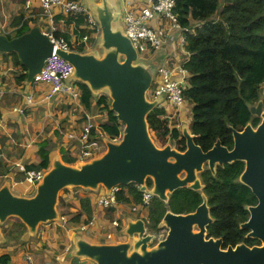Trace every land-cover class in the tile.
<instances>
[{
    "label": "water",
    "instance_id": "95a60500",
    "mask_svg": "<svg viewBox=\"0 0 264 264\" xmlns=\"http://www.w3.org/2000/svg\"><path fill=\"white\" fill-rule=\"evenodd\" d=\"M92 13L101 30V56L93 52L56 49L73 66V77L86 83L97 94L107 89L110 108L123 124L118 142L105 139L106 151L79 165L65 163L61 157L50 161L42 179L35 183L31 196L14 194L8 183L0 187V242L4 240L1 226L10 217L18 218L26 231L21 239L36 232L40 223L58 218L59 192L67 187L105 191L112 187L135 183L139 190H150L162 201L180 187L202 190L199 173L206 165L215 173L217 166L243 161L239 181L248 186L257 203L248 206L249 217L240 224L249 229L247 236L257 238L259 245L239 243L225 249L221 238L207 237L206 228L213 222L207 197L188 213L165 212L159 226L167 232L157 237L148 231L142 218L128 220L123 232L128 239L115 243H92L79 235L73 236L72 254L88 258L95 264H264V110L263 100L249 106L250 113L260 118L241 130L232 126L233 146L226 147L219 139L203 150L186 128L181 136L185 149L170 143L158 146L150 133L147 115L158 107L161 99H149L155 67L137 57L130 39L116 26L111 0H101ZM53 51V43L38 25L12 37L0 33V52H15L26 68V82L40 72L44 60ZM152 184L147 186V179Z\"/></svg>",
    "mask_w": 264,
    "mask_h": 264
},
{
    "label": "trees",
    "instance_id": "16d2710c",
    "mask_svg": "<svg viewBox=\"0 0 264 264\" xmlns=\"http://www.w3.org/2000/svg\"><path fill=\"white\" fill-rule=\"evenodd\" d=\"M173 12L183 27L194 26V31L186 34V49L191 52L184 66L189 71L188 84L183 90L185 100L190 104V130L194 141L203 150L209 149L216 139L228 148L233 145L232 131L229 126L241 130L246 123L256 125L260 118L250 113L249 106L261 99L264 83V0H174ZM23 16L15 18L20 23ZM59 17H56L57 19ZM74 21L80 37L86 29L80 16L68 17ZM29 30L27 21L17 29L15 35ZM63 35L55 32V35ZM72 48V47H71ZM78 51H84L83 44L77 45ZM10 55L14 66L21 69L16 77L18 82H25L27 73L15 52L2 53ZM80 89V100L85 110L91 108L92 99L96 97L106 111V120L98 124L100 131L113 138L122 133L123 124L118 121L110 108L107 94L97 95L89 86L76 81ZM164 110L154 108L147 115V122L158 146L171 141L183 151L185 139L180 131L171 126L168 117L160 115ZM52 146L46 140L39 143V161L26 165L25 172L47 169L50 164L49 152ZM61 159L65 163H74L77 159L64 148L60 149ZM244 168L243 161L217 166L215 173L204 167L199 173L202 190L180 187L169 194L167 202L153 196L147 207L145 222L150 230L158 231V223L167 211L188 213L194 211L202 202L201 193L207 197L209 213L213 218L207 228V236L222 238V247L234 246L238 242L252 246L260 244L257 238L247 237V229L241 228L249 215L247 206L257 202L251 189L238 180ZM19 172L17 178H23ZM151 186V180H147ZM116 192L117 202H141L142 191L131 182L119 185ZM80 211L73 220H80L81 214L91 215L88 197L80 198ZM8 220V219H7ZM1 226L6 241L3 245L18 244L25 227L19 220H12ZM88 220V219H87ZM86 220V221H87ZM84 221V222H86ZM10 254L0 253V264H9Z\"/></svg>",
    "mask_w": 264,
    "mask_h": 264
},
{
    "label": "crops",
    "instance_id": "0c3cea01",
    "mask_svg": "<svg viewBox=\"0 0 264 264\" xmlns=\"http://www.w3.org/2000/svg\"><path fill=\"white\" fill-rule=\"evenodd\" d=\"M80 1L91 12L97 4H101V0ZM148 1L150 0H111V4L114 7L117 20L120 21L121 15L127 8L128 3L140 5ZM20 15L23 16L22 21L20 23H14L15 18ZM56 17H59L55 19V25L58 29L57 32L67 36L68 40L60 34V37L64 38L68 43L70 50L78 51L77 45L83 44L84 51L78 52H93L99 56L103 54L100 37L93 36L85 41L82 40L74 21L67 20L68 17L75 18L74 16L58 14ZM24 21H27L29 28L34 25H38L40 28L44 27L46 21L39 0H0V33L6 34L9 37L15 36V32ZM169 49V46L166 45L164 50H161L160 55L169 51ZM176 50L177 48L175 46L173 52H176ZM20 69V66L13 65L10 55L3 56L2 52H0V187L4 183H8L14 194L31 196L35 191V183L30 182L26 178V172L24 170L26 165L39 161V143L46 140L49 144H55L57 141L56 135H59L61 136V142L56 147L51 148L49 152L50 161L57 156L61 157V148H64L74 156L78 151V141L69 140L62 133L69 130L79 132L83 121L82 113L86 111L87 113H92L94 119L101 117L100 121L96 122L95 125L96 133L99 135L103 134L98 128V124L106 120L107 117L105 109L97 104L96 97L92 99L89 110H85L80 99L74 100L66 94L58 93L47 98L46 95L49 88L47 84L17 81L16 77ZM29 95L31 101H26V97ZM160 98L162 99L161 103L164 107L163 114H166L169 112L167 111L168 102L164 101L162 97ZM19 106L23 108V112L14 110L15 107ZM189 108L190 104L186 101L180 108L177 116L169 119L171 126H175L180 133L182 129L186 128L192 134L190 130L191 116ZM25 113L26 115H24ZM46 127L47 130L45 131ZM103 140L105 141V139ZM168 143L175 147L171 141H168ZM19 172L25 174L23 178H17ZM97 195L98 193L95 196L85 194L80 197H88L91 206V215L87 217L85 213H82L80 220L73 221L80 225V223L87 219H92L93 224L85 231H79L77 235L92 243L126 241L128 237L123 230L127 221L136 218H145L147 209L138 208L132 210L136 206L133 201L128 203L118 202L113 207L102 208L96 201ZM79 211L80 203L79 208L74 214ZM111 220H116L119 225L117 227L112 226L110 224ZM71 225L72 223L70 222ZM25 231L24 229L22 235ZM86 231L91 232L92 238H88L82 233ZM109 232L112 233V238L107 239L105 235ZM51 236L45 231L41 239H31L30 237L21 239L24 242L23 245H9V247L6 246L1 252H8L10 254L9 264H34V259L31 255L29 259L26 260L23 258V262H21V255L27 253L25 248L30 249L32 253H37L34 257L38 261H35L36 264H44L45 262L50 264H64L63 262L66 257L86 260V264H95V262L88 258L74 256L72 250L67 256L68 251L65 252V247L62 251L58 241H56L57 238L53 236L51 238ZM47 239H50L49 241L52 240V242H48V246L43 247ZM14 250L16 252L13 253Z\"/></svg>",
    "mask_w": 264,
    "mask_h": 264
},
{
    "label": "built area",
    "instance_id": "2783aa9c",
    "mask_svg": "<svg viewBox=\"0 0 264 264\" xmlns=\"http://www.w3.org/2000/svg\"><path fill=\"white\" fill-rule=\"evenodd\" d=\"M39 2L46 21L41 31L53 43V51L45 58L40 72L33 76L32 82L49 86L47 98L61 93L74 100L80 99L81 92L76 82L77 79L73 77L74 66L56 53V49L70 50V47L64 38L55 35L58 30L55 18L58 14L72 15L75 18L81 16L85 24L80 27L86 29V33L82 36L83 41L93 36H101L98 21L80 0H39ZM174 4V0H150L140 5L128 3L120 19L122 32L130 39L139 60L155 67L152 84L146 94L149 99L162 97L168 102L167 111L169 112L160 116L169 119L175 118L186 102L183 90L188 84L189 71L184 64L191 56V52L186 49V34L194 31V26H181L173 12ZM166 45L169 46V51L160 55ZM175 46L177 50L173 52ZM26 101H31L30 95L26 97ZM161 102L162 99L159 100L158 107L163 109ZM14 110L23 112L21 106L15 107ZM82 117L79 132L69 130L62 134L69 140L78 141V151L74 156L79 161H87L97 156L106 145L101 135L96 133L93 116L84 111ZM121 135L122 133L110 140L118 142ZM45 170L26 171V178L32 183L39 182ZM137 186L139 188V185ZM119 188V185L112 187L109 191L103 188L97 195V203L102 208L113 207L118 203L116 192ZM152 196L150 190H143L141 202L136 204L132 210L146 209ZM92 224V219L82 222L79 225V231H85ZM110 224L114 227L119 225L116 220H111ZM105 236L110 239L112 233L109 232ZM69 249L70 245H66L65 252ZM25 257L27 260L30 255H25ZM44 264L50 263L45 262Z\"/></svg>",
    "mask_w": 264,
    "mask_h": 264
},
{
    "label": "rangeland",
    "instance_id": "374dc122",
    "mask_svg": "<svg viewBox=\"0 0 264 264\" xmlns=\"http://www.w3.org/2000/svg\"><path fill=\"white\" fill-rule=\"evenodd\" d=\"M115 25L116 26H121L120 21L116 20L115 21ZM100 94H107L108 95L107 89H104V90H102V91L97 93V95H100ZM108 97H109V95H108ZM263 97H264V83L262 84L261 100H263ZM263 110H264V104H263ZM88 114L93 116V121L95 123L100 121L101 117L94 119V115L92 113L89 112ZM24 115H26V113ZM47 127L45 128V131L47 130ZM150 133L152 134V136L154 138L153 133L151 131H150ZM100 135H101L102 139H109L110 140V138L107 135H105V134H100ZM56 137H57L56 143L55 144L50 143L49 144L50 146L56 147V145H58L61 142V136L56 135ZM105 151H106V146H105V148L101 149V151L97 154V156H100ZM97 156H95V157H97ZM82 162H85V161L76 160L74 163H71V164L79 165ZM49 167H50V164H49L48 168ZM102 189H103L102 186H99L95 190H93V189H85V188H82V187H67V188L62 189L59 192V194H58V201H57V206H56L57 207V211H58V218L56 220H53V221H50V222L40 223L38 225L37 229H36V232L34 234H32L30 236V238L31 239H41L43 237V235H44V232L46 231V233H48L49 235H52L53 237L57 238L56 241H58L59 247L62 249V251L64 250L65 245H70V249H69V251L67 253V256H68L69 252L73 248V236L79 234V225H78L79 223H75L73 221V214L79 208V198L81 196L85 195V194L86 195L88 194V195L95 196L97 193L101 192ZM63 197H64V200H63ZM16 219L19 220L16 217H10V218H8L7 222H9V221L11 222L12 220H16ZM70 222L72 223L71 226H70ZM160 222L158 223V226H159ZM165 228L164 229H159L160 231L158 230L160 232V234H162V233L166 234L167 228L166 229ZM25 230H26V226H25ZM149 231H150V229H149ZM151 231H154L155 233H158L157 230H151ZM82 233L85 234L86 237L92 238L90 231H86V232H82ZM3 235H4V233H3ZM52 236H51V238H52ZM49 240L50 239H47V242L44 243L43 247L48 246V244H47L48 242H50V243L52 242V240L51 241H49ZM5 241H6V238L4 237V240H2L0 242V253L8 245V244L3 245ZM56 241H54V242H56ZM18 244L23 245L24 242L18 243ZM7 247H9V246H7ZM25 250H26L27 253H24V254L21 255V262H23V258L26 259L25 255H31V257H33V259H34L33 260L34 264H36L35 261H37V260H35L34 257H35V254H37V253H35V252L32 253V251L30 249H28V248H25ZM14 252H16V250H14L13 253ZM86 262H87L86 260H78L77 258H74V257H70V258L66 257L63 263L64 264H76V263L86 264Z\"/></svg>",
    "mask_w": 264,
    "mask_h": 264
},
{
    "label": "flooded vegetation",
    "instance_id": "af4514ba",
    "mask_svg": "<svg viewBox=\"0 0 264 264\" xmlns=\"http://www.w3.org/2000/svg\"><path fill=\"white\" fill-rule=\"evenodd\" d=\"M263 104H264V97H263ZM181 134V133H180ZM173 144V143H172ZM174 145V144H173ZM233 146V145H232ZM227 147V146H226ZM204 167H207L206 165L204 166ZM239 178V177H238ZM149 179V178H148ZM147 179V180H148ZM239 180V179H238ZM151 184H152V182H151ZM148 186V185H147ZM149 188L151 187V186H148ZM172 193V192H171ZM171 193H169V194H171ZM169 194H168V198H169ZM153 195V194H152ZM153 196H155V195H153ZM152 196V197H153ZM157 197V196H156ZM158 198V197H157ZM152 200V199H151ZM151 200H150V202H151ZM168 200V199H167ZM150 202H149V204H150ZM164 202H167V201H164ZM257 203V202H256ZM255 203V204H256ZM148 204V205H149ZM148 207V206H147ZM247 208H248V206H247ZM147 209V208H146ZM248 210V209H247ZM249 212V211H248ZM248 217H249V215H248ZM142 219H146V218H142ZM247 220V219H246ZM245 220V221H246ZM243 223V222H242ZM209 225V224H208ZM146 227H147V224H146ZM165 228V226H158V230L159 229H164ZM147 229H148V227H147ZM166 229V228H165ZM247 229V228H246ZM248 231H247V233H246V236H247V234H248V232H249V229H247ZM148 231H149V229H148ZM160 231V230H159ZM158 231V233H155L154 231H151L150 230V232H152V233H154L155 234V238H154V241H153V243H152V245H154V244H156L157 243V237L159 236V234H160V232ZM160 235H164L165 236V234L164 233H162V234H160ZM208 237V236H207ZM247 237H249V236H247ZM218 238H220V237H218ZM253 238V237H252ZM222 239V238H221ZM260 242V241H259ZM239 243H244V242H238L237 244H239ZM237 244H235V245H237ZM234 245V246H235ZM247 245V244H246ZM255 245H257V244H255ZM259 245V244H258ZM227 246H229V245H227ZM232 246V245H231ZM233 246V247H234ZM249 246V245H248ZM222 247V246H221ZM223 248V247H222ZM226 248V247H225ZM225 248H223V249H225Z\"/></svg>",
    "mask_w": 264,
    "mask_h": 264
}]
</instances>
